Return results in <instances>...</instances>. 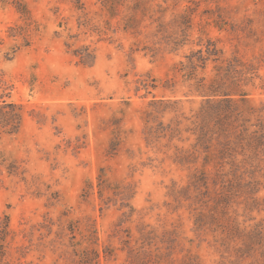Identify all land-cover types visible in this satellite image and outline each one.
Returning <instances> with one entry per match:
<instances>
[{
	"label": "rangeland",
	"instance_id": "374dc122",
	"mask_svg": "<svg viewBox=\"0 0 264 264\" xmlns=\"http://www.w3.org/2000/svg\"><path fill=\"white\" fill-rule=\"evenodd\" d=\"M119 11L110 17L99 0H0V79L22 109L19 129L0 138V215L8 214L11 226L6 261L80 264L69 244L94 231L97 244L78 248L99 250L98 264H264V153L234 186L229 220L216 223L209 214L220 215L219 183L209 179L207 191L190 184L202 153L194 164L178 162L192 151L190 121L180 117L181 133L171 139L148 131L153 126L158 135V122L173 117L170 108L190 117L204 103L197 80L208 82L215 62L199 67L196 78L180 70L199 40L240 59L251 80L241 84L248 103L264 105V0H143L126 28L122 16L129 11ZM80 16L100 31L84 33ZM24 21L28 45L10 35ZM83 44L95 49L91 65L72 54ZM219 84L237 88L226 77ZM100 167L111 183L129 184L132 210L102 201L95 190L81 195ZM256 226L262 238L249 248L246 231ZM105 246L109 259L102 257Z\"/></svg>",
	"mask_w": 264,
	"mask_h": 264
},
{
	"label": "trees",
	"instance_id": "16d2710c",
	"mask_svg": "<svg viewBox=\"0 0 264 264\" xmlns=\"http://www.w3.org/2000/svg\"><path fill=\"white\" fill-rule=\"evenodd\" d=\"M99 1L110 17L118 16L121 7L129 11L128 14L122 16L125 22V28L128 27L129 21L132 19L130 13L134 10L135 5L143 2V0H131L130 4L128 2L129 0ZM17 9L22 16L25 15V8L23 6L17 5ZM23 19H25V16H23ZM187 23L186 27L189 28L190 22L187 21ZM27 25L26 21H24L23 24L17 27H10L11 31L18 28L17 31H14L13 34L10 35H20L23 38L24 45L29 44V31L26 29ZM77 27L79 29H84V33L94 32L95 30L100 31L89 19L81 18V16L78 18ZM70 37L73 36L71 35ZM185 43L186 42H181V44L177 43V45H183ZM197 44L200 45L199 48L190 50L189 54L185 55L187 62L184 63L180 61V70H188L189 77L196 78L195 72L199 67L204 71L208 60L215 62V75L208 82H205L204 76L199 77L197 80V85L203 88L201 90L204 91L203 93L206 96L204 103L190 117L184 116V113L179 112L176 107L170 108L169 111L174 113L173 117L170 118V121L166 125H163L162 122H158V135L156 134V128L153 126H149L148 131L151 135L155 134L156 137L158 136V138L162 136L165 137L168 133L171 139L174 135L181 133L179 128V124L181 123L180 117L190 121L191 126L186 127V130L194 136L192 151L190 153H184L182 155L183 158L178 160V162L181 164H194L202 153L201 166L193 172L190 177V184L193 186H204L207 191L210 180L214 184L219 183L221 194L216 198L214 207L216 210L220 211V215L218 217V215H214L213 213L209 214L211 219L218 223L220 217L229 220L227 209L228 206H231L229 199L230 195L234 192V186H237L244 180L245 173L250 172L252 175L253 169H249L247 165L253 167L252 158L257 160L259 158V153H264V105L257 108L248 103V92L241 87V84H247L251 80L246 76L247 72L242 68L241 65L243 62L240 59H236V57H223L219 54V50L210 39L204 43V48L201 46V40H199ZM66 45L69 44L66 43ZM94 51L95 49L89 44H83L72 50V54L78 58L77 61L80 64L91 65L95 57ZM224 77L228 78L231 83L237 87L234 91L218 88L220 85L219 80H222ZM151 87L155 88L156 85L151 84ZM235 96H238V98ZM10 97V85H6L5 81L0 79V138L5 134L15 133L19 129L22 121L21 105L11 101L9 99ZM156 103V100L150 103L153 108H151L149 114L155 110L154 107ZM164 104L165 100L159 98L158 114H162L166 110V108L161 107L164 106ZM238 156L241 158L238 159ZM213 158H216L213 164L215 171L211 174V172L208 171V166L211 165ZM4 161L5 159L0 151V162L3 163ZM250 178H252V176H250ZM93 190H95L102 201H119L120 208L128 207L132 210L130 198L133 196V192H130L129 184L122 185L119 182L111 183L106 177L103 167H100L98 170L96 183L93 184L88 181L82 188L81 195L83 197H88ZM107 191H110L111 195L104 196ZM233 211L235 212L234 209ZM229 224L230 229L235 231L234 225L232 223ZM217 227L221 228L222 226ZM69 230L73 234L78 231L74 226H69ZM10 232L9 215L3 213L0 215V264H10L5 259L7 255V237ZM246 236L248 240L244 241L245 246L252 248V241L255 240L256 237H258V239L262 238V230L256 226L254 229L247 230ZM97 239L98 237L94 234V231H91L88 234H82L81 240H72L70 242L69 245L72 247L74 256L80 264L99 263L101 256L99 250L90 245L81 249L78 248L83 241L88 244H97ZM258 243L261 244V242ZM110 256L111 250L109 251V248L106 246L103 247L102 257L104 259H109ZM196 264L198 263L196 262Z\"/></svg>",
	"mask_w": 264,
	"mask_h": 264
}]
</instances>
